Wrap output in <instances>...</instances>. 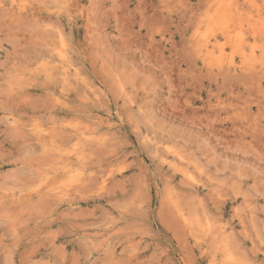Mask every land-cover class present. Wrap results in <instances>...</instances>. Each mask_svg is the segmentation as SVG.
Wrapping results in <instances>:
<instances>
[{
  "label": "rangeland",
  "instance_id": "374dc122",
  "mask_svg": "<svg viewBox=\"0 0 264 264\" xmlns=\"http://www.w3.org/2000/svg\"><path fill=\"white\" fill-rule=\"evenodd\" d=\"M0 264H264V0H0Z\"/></svg>",
  "mask_w": 264,
  "mask_h": 264
}]
</instances>
